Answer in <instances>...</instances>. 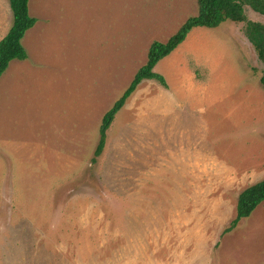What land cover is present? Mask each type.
I'll return each instance as SVG.
<instances>
[{"label": "rangeland", "instance_id": "obj_1", "mask_svg": "<svg viewBox=\"0 0 264 264\" xmlns=\"http://www.w3.org/2000/svg\"><path fill=\"white\" fill-rule=\"evenodd\" d=\"M28 10L27 59L4 72L0 264H264V202L223 233L238 195L264 179V67L244 23L192 30L154 69L167 87H137L92 163L103 115L196 1L29 0ZM0 23L1 36L8 0Z\"/></svg>", "mask_w": 264, "mask_h": 264}, {"label": "trees", "instance_id": "obj_2", "mask_svg": "<svg viewBox=\"0 0 264 264\" xmlns=\"http://www.w3.org/2000/svg\"><path fill=\"white\" fill-rule=\"evenodd\" d=\"M29 0H8L12 13V24L6 36L0 40V77L11 61H25L27 53L21 45V40L27 31L36 23L28 13ZM197 14L188 18L165 43L152 42L146 53L145 64L136 72L129 86L122 95L103 115L98 130V143L93 153L92 163H95L104 150L106 133L117 113L124 107L126 101L143 81H154L166 88L165 79L154 72L156 65L174 52L196 28L214 29L225 21L244 23V34L253 47L258 61L264 67V24L246 19L245 7L264 17V0H195ZM264 90V72L259 78ZM264 202V179L244 189L237 197L235 217L224 229L228 233L236 228L238 223L250 217L253 211Z\"/></svg>", "mask_w": 264, "mask_h": 264}, {"label": "crops", "instance_id": "obj_3", "mask_svg": "<svg viewBox=\"0 0 264 264\" xmlns=\"http://www.w3.org/2000/svg\"><path fill=\"white\" fill-rule=\"evenodd\" d=\"M28 13H29V10H28ZM30 15V14H29ZM31 17V16H30ZM187 20V19H186ZM185 20V21H186ZM184 21V22H185ZM183 22V23H184ZM182 23V24H183ZM12 24V23H11ZM181 24V25H182ZM180 25V26H181ZM35 27H37L36 26V23H35V25H34ZM33 26V27H34ZM136 26V25H135ZM10 27H11V25H10ZM10 27H9V29H10ZM35 27H34V29H35ZM1 28H2V26H1V23H0V30H1ZM9 29L5 32V34H4V32L2 33V35L0 36V40L1 39H3L5 36H6V34L8 33V31H9ZM178 29H179V27H178ZM177 29V30H178ZM135 31H137L136 29H135ZM34 37L35 36H37V33L36 32H34ZM137 36V32H135L134 33V35H132V37H136ZM33 37V38H34ZM171 37V35H169L167 38L169 39ZM168 39H166L163 43H165ZM22 41V40H21ZM134 43H136V40H134ZM21 45H22V47H23V41L21 42ZM150 46V45H149ZM24 48V47H23ZM149 48V47H148ZM25 49V48H24ZM14 61H17V60H14ZM11 62H13V61H11ZM10 62V63H11ZM19 62H23V61H19ZM9 63V64H10ZM25 63V62H24ZM16 65H21V64H16ZM8 67H9V65H8ZM4 78H6V80L4 79ZM8 80H10V76H8V78L4 75V73L2 74V76L0 77V149L1 150H3L4 149V101H5V97H6V95H7V81ZM3 118V119H2Z\"/></svg>", "mask_w": 264, "mask_h": 264}]
</instances>
